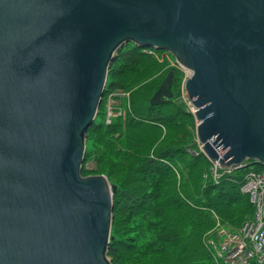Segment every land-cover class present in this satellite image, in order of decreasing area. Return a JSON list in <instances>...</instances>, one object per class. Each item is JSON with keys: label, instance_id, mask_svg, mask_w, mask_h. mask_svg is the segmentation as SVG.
<instances>
[{"label": "water", "instance_id": "1", "mask_svg": "<svg viewBox=\"0 0 264 264\" xmlns=\"http://www.w3.org/2000/svg\"><path fill=\"white\" fill-rule=\"evenodd\" d=\"M131 43L193 72L210 159L264 166V0H0V264H114L117 186L83 166ZM173 82L171 71L152 106Z\"/></svg>", "mask_w": 264, "mask_h": 264}, {"label": "trees", "instance_id": "2", "mask_svg": "<svg viewBox=\"0 0 264 264\" xmlns=\"http://www.w3.org/2000/svg\"><path fill=\"white\" fill-rule=\"evenodd\" d=\"M114 62L111 87L129 92L131 106L111 124L104 122L106 113H101V121L89 130L83 168L88 175L86 163L92 158L95 168L91 171L106 175L117 186L110 258L114 264H216L207 245L216 226L215 214L223 224H236V228L254 214L249 196L241 191L245 170L226 173L219 182L210 176L205 179L210 164L203 155L197 158L189 153L195 147L191 128L195 122L189 110L177 99L160 106L150 104L151 94L169 68L158 66L159 60L136 47ZM142 63L150 65L153 91L148 83L146 91L139 92L145 77ZM158 74L160 78L153 81ZM179 176L184 184L192 176L190 186L195 191L188 193L196 195L197 205L176 198ZM169 186L176 192L171 194Z\"/></svg>", "mask_w": 264, "mask_h": 264}, {"label": "rangeland", "instance_id": "3", "mask_svg": "<svg viewBox=\"0 0 264 264\" xmlns=\"http://www.w3.org/2000/svg\"><path fill=\"white\" fill-rule=\"evenodd\" d=\"M133 45L134 44H132V43L131 44H128L119 53V55H122V53L124 51H127L128 49L132 48ZM148 49L154 50L153 48H145V50H148ZM159 55H161V54H159ZM152 56L154 57V55H152ZM123 59H124V57L121 58V60H123ZM174 63L175 62L171 63L172 64V67L171 68L168 66V68H169L170 71H168L167 73H164L162 75H164V78H163V81H164L166 79V77L169 75V73L171 71H173L174 72V82H173L172 89H173V92H174V97L172 99H174V100L178 99L179 91H181L182 94L185 93L186 99L188 100V101H186V100L183 99L182 102L185 105V108L187 110H191V112L190 111H187V112L192 115V117L194 119V122H195L194 123V126L191 127L193 129V132H194L193 143L195 144V147H192L191 146L192 148H190L191 150L189 151V153L192 156L194 155V157H197V158H198L199 155H203L204 158L207 160V163L210 164L209 169H208V171L210 170V172L207 175L205 174V179H207V177L210 176V177H212L213 180H215L216 182H219L220 179L222 178L221 177L222 173L224 171H227V170L225 169V166L221 164V161H214V160L210 159L208 157V155L206 154V152L204 151V149H203V147H204L203 146V143L200 142V140H199V138L197 136V133H196L197 132V128L196 127L199 124V121H197V118H196V111H197V109L194 107V105L192 103V100L190 98L188 99V96H187V93H186L187 90H184L183 89V86H184V83H185V79H186V72L184 73V75H182L181 74V71L183 72V70L180 67H177L176 65H174ZM142 64H143V67H144V74H143V76H145V77L142 79V83H141L140 88H139V92L140 93H144L146 91V85L148 83H150V80L152 79V78H148V77L153 76V75H148V69H149L150 65L149 64H145V63H142ZM114 65L115 64H113V67H114ZM160 65L164 66V68H165V65L166 64L165 63H162L160 61V62H158V66H160ZM166 68H167V65H166ZM192 75H193V73H190V72L187 73V76L190 77V78L192 77ZM110 77L111 76H109V78H108V85H107L106 92H105L106 95L103 98L102 107L100 109V112H99V115H98V118H97L98 121H101L100 120L101 113L102 112H106L107 110H109V105L112 103V100L110 99V96L108 94L111 91L115 90V89L111 87ZM158 77L160 78V75L159 74L156 76V79H154L153 81L158 80L159 79ZM159 87L154 91L153 94H151L149 100L152 98V96L155 94V92L159 89ZM153 89H154V87H151V83H150V91H153ZM182 90H184V92H182ZM125 96H127V92L126 91L117 89V95L114 96V98H113L114 103L112 105V111L114 113H116V117L117 116H123V117L125 116L126 107H125L124 104H122L120 102L121 99H122V97H125ZM128 97L129 96H127L126 99H128ZM176 102L178 103V101H176ZM180 102H181V100H180ZM119 113H122V114H119ZM104 122L106 124H111L112 123V122L109 123L108 120H106V118H105ZM189 146L190 145H188V147ZM91 160H93V159L91 158L86 163V167L89 169V174L88 175L83 174V175L84 176L101 175V174H96L94 171H91V169H94L95 168V164ZM84 164H85V162H84ZM244 165H245V168H246L245 171H244L245 177L248 175L247 174L248 169H250V168L251 169H255V168H258L259 166H261L260 164H257V162H252V161H247V163H243L242 164V166H244ZM207 166H208V164H206L203 168H205V167L207 168ZM203 168H201V169H203ZM206 168L203 170L204 172H205ZM183 178H184L183 176H179V180L177 182V190H176L178 194H177L176 198H178L179 196H181V198L183 200L186 199V204L187 205H194V204L197 205L196 200H195V199H197L196 195L194 194V197H191V196L189 197V193H188V191L189 192L192 191V193L195 191V189L194 188H191V186H190L191 185V182H193L192 176L190 177V179L188 177L185 178V180H184V181H186L185 184L183 183ZM204 183L205 182H203V184ZM244 183H245V181H244ZM110 184L112 185L111 182H110ZM169 187H170L171 194L176 192L173 187H171V186H169ZM164 190H168L169 191L168 188H165ZM165 193H166V191H164V194ZM186 197H188L189 199H187ZM126 202H129V200L125 201V204H126ZM192 202H194V204ZM114 206H115V203H114ZM215 218H216V226H215V229H213L214 232L207 238V245L209 247V250L212 252V255H213L214 259H216L215 260L216 264H224L223 262L221 263L218 260V258L216 257V254L219 253V249L216 246V243L217 242H220L222 239H226L230 234H235V233L241 232V227H243V224H242L241 227L236 228L238 226L236 224H231V223H226L225 224L224 223L225 224L224 225L222 223V221L220 220L221 217L218 216L217 214H215ZM219 222L222 224V227L219 226V228H218V223ZM207 234H206V236H207ZM111 236H112V234H111ZM212 240H214V241L212 243H210ZM217 260H218V262H217ZM251 264H264V260H262L261 262H259L258 260H255Z\"/></svg>", "mask_w": 264, "mask_h": 264}, {"label": "built area", "instance_id": "4", "mask_svg": "<svg viewBox=\"0 0 264 264\" xmlns=\"http://www.w3.org/2000/svg\"><path fill=\"white\" fill-rule=\"evenodd\" d=\"M148 54L154 55V50H145ZM115 94L110 95L112 103L109 105L108 122H111V117L114 112L112 105L114 103ZM122 114V113H119ZM244 185L252 187L256 192L264 190V176L260 177L256 174H249L245 178ZM261 201L258 206H263L264 197L260 195ZM244 230L230 234L226 239H222L216 243L219 253L216 254L218 260L224 264H251L253 261L264 260V217L256 218L244 225ZM212 240L210 243H212Z\"/></svg>", "mask_w": 264, "mask_h": 264}, {"label": "bare ground", "instance_id": "5", "mask_svg": "<svg viewBox=\"0 0 264 264\" xmlns=\"http://www.w3.org/2000/svg\"><path fill=\"white\" fill-rule=\"evenodd\" d=\"M133 47H136L135 45H133L132 46V48ZM137 48V47H136ZM139 49H141L144 53H146V54H148L146 51H145V49L144 48H139ZM121 52V51H120ZM159 54H161V55H159ZM148 55H151V54H148ZM152 56V55H151ZM154 58H156L157 60H159V61H161L162 63H165L166 65H167V68H168V66L171 68L172 67V64L171 63H173V62H175L174 63V65H176L177 67H180L182 70H183V72L181 71V74L182 75H184V73L186 72V79H185V83H184V86H183V89L184 90H186V85H187V81L190 79V77H188L187 76V73L188 72H190V73H193L190 69H187V68H185L184 66H182L178 61H177V59L171 54V53H169V52H167V51H163V50H157V49H154ZM173 90V89H172ZM184 90H182V92H184ZM174 93V92H173ZM187 93V96H188V99H189V95H188V92H186ZM111 94H115V96L117 95V90H113V91H111L108 95L110 96ZM106 95V94H105ZM105 95H104V97H105ZM127 96H129L128 97V99H126V97ZM127 96H125V97H122V99H121V103L122 104H124L125 105V107L126 108H130V106H131V104H130V95H128L127 94ZM103 97V98H104ZM186 100V101H188L187 99H186V95H185V93H181V91H179V95H178V101L180 102V100H181V102L180 103H182L183 104V102H182V100ZM103 102V101H102ZM189 103V102H188ZM101 107H102V104H101ZM101 107H100V109H101ZM100 109H99V112H100ZM190 112H191V110H189ZM99 112H98V115H99ZM106 114H105V118H106V120H108V110L105 112ZM98 115H97V118H98ZM97 118H96V120H95V122L94 123H96L98 120H97ZM93 126V124L88 128L89 130L91 129V127ZM197 128V127H196ZM197 133V132H196ZM86 136H87V139H88V142H87V151H86V156H87V153H88V149H89V131H87V134H86ZM214 161H220V159H218V158H216ZM83 168H84V166H83ZM225 169L227 170V171H224L223 173H222V175H221V177L224 175V174H226V173H228V174H232V173H234V171L235 172H239V171H241V170H245L246 168L245 167H242V165H233V167H225ZM232 172V173H231ZM247 174L249 175V174H256V175H258V176H260V177H263L264 176V166L263 165H261L260 167H258V168H255V169H248V171H247ZM241 191L244 193V194H246V195H248L249 196V198H250V201H251V203H252V205H253V208H254V214H253V216H252V218H250L249 220H246L245 221V223L247 222V223H249L250 221H252V220H255V218L256 217H258V218H260V217H264V203H263V206H258L257 207V203L259 202V201H261V199L259 198L260 197V195L261 196H263L264 197V190H262V191H259V192H256L252 187H248L247 185H242V189H241ZM263 202H264V199H263ZM113 214H114V211H113ZM115 218V217H114ZM244 223V224H245ZM114 224V223H113ZM244 224H243V227H241V231H243L244 230ZM112 229H113V227H112ZM109 252H110V248H109ZM110 255V254H109ZM108 255V257H109V259L112 261V259L110 258V256ZM217 262H218V260H217ZM114 263V262H113Z\"/></svg>", "mask_w": 264, "mask_h": 264}]
</instances>
